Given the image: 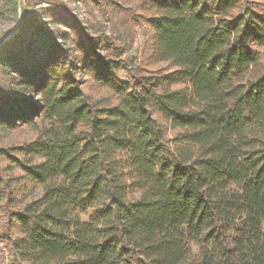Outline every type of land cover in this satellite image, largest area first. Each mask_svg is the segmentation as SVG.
<instances>
[{
    "label": "trees",
    "instance_id": "16d2710c",
    "mask_svg": "<svg viewBox=\"0 0 264 264\" xmlns=\"http://www.w3.org/2000/svg\"><path fill=\"white\" fill-rule=\"evenodd\" d=\"M262 1L98 0L121 43L47 0L73 54L49 34L24 76L38 103L0 93L35 134L0 147V264H264ZM6 2L17 26L25 0Z\"/></svg>",
    "mask_w": 264,
    "mask_h": 264
},
{
    "label": "rangeland",
    "instance_id": "374dc122",
    "mask_svg": "<svg viewBox=\"0 0 264 264\" xmlns=\"http://www.w3.org/2000/svg\"><path fill=\"white\" fill-rule=\"evenodd\" d=\"M43 1L46 3H41ZM63 1L69 7L74 17L83 24L89 32L103 31L107 35H113L121 43L126 39L122 28L118 25L113 26L111 21L101 11L99 7L100 4H96L98 0ZM99 1L104 5V8L109 1L119 3V0ZM262 2H264V0ZM6 3V0H0V43L10 37L7 42L11 41V45L10 48H5V51L0 54V93L5 92L9 94V96L25 104H37L39 95L29 88L28 81L24 77L26 68L34 63L33 58L36 55L47 53V50L52 45V38L56 39L63 48L69 50L70 53L73 54L71 45L66 36V33L69 32V27H66L67 25L56 24L57 22L54 21L51 16L47 15V9L51 7L47 4V0H25L23 12L20 7L18 8V12H21V22L15 26L16 21L12 7ZM35 33L40 36L38 37L39 44L36 45L37 48H35V50H30L27 40ZM136 33V39L133 45L131 44L132 47L128 55L131 56L132 59L139 61L141 60L146 42L145 28H137ZM49 34L52 38L49 37ZM17 36L21 38L17 39ZM15 57L20 58L19 60L23 62V69L25 71H20L15 64L11 63V60L14 61L13 58ZM165 67L166 65L164 64H158L150 67V69L156 70ZM78 78L82 81L88 80L86 76L79 75ZM34 136L35 134L31 129L27 127H22L21 129L13 128V126L7 123L5 118L0 116V147L31 140ZM38 195L39 193L37 190H29L25 201L35 198ZM194 251H196V248H194Z\"/></svg>",
    "mask_w": 264,
    "mask_h": 264
},
{
    "label": "water",
    "instance_id": "95a60500",
    "mask_svg": "<svg viewBox=\"0 0 264 264\" xmlns=\"http://www.w3.org/2000/svg\"><path fill=\"white\" fill-rule=\"evenodd\" d=\"M21 22V12L19 13V20H18V23ZM10 39V37H8L7 39H5L3 42H2V45L5 44L8 40Z\"/></svg>",
    "mask_w": 264,
    "mask_h": 264
}]
</instances>
